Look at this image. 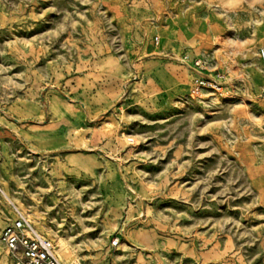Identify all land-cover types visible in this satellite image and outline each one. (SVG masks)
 Instances as JSON below:
<instances>
[{
    "label": "rangeland",
    "instance_id": "rangeland-1",
    "mask_svg": "<svg viewBox=\"0 0 264 264\" xmlns=\"http://www.w3.org/2000/svg\"><path fill=\"white\" fill-rule=\"evenodd\" d=\"M261 49L264 0H0V232L22 213L78 264H264Z\"/></svg>",
    "mask_w": 264,
    "mask_h": 264
},
{
    "label": "built area",
    "instance_id": "built-area-1",
    "mask_svg": "<svg viewBox=\"0 0 264 264\" xmlns=\"http://www.w3.org/2000/svg\"><path fill=\"white\" fill-rule=\"evenodd\" d=\"M264 58V50H260ZM199 65V62H196ZM212 84V83H211ZM205 85L201 78L194 81L192 92ZM264 133V124H263ZM0 241L10 255L13 264H78L76 260H62L55 253L53 243L41 236L20 213L8 222L0 232ZM116 240L112 241L115 244Z\"/></svg>",
    "mask_w": 264,
    "mask_h": 264
},
{
    "label": "bare ground",
    "instance_id": "bare-ground-1",
    "mask_svg": "<svg viewBox=\"0 0 264 264\" xmlns=\"http://www.w3.org/2000/svg\"><path fill=\"white\" fill-rule=\"evenodd\" d=\"M117 245H118V243L116 244V246H117ZM65 251H66L65 249L62 250V252H64V253L66 254V252H67L68 250H67L66 252H65ZM69 252H70V251H69ZM69 252H68V253H69Z\"/></svg>",
    "mask_w": 264,
    "mask_h": 264
},
{
    "label": "crops",
    "instance_id": "crops-1",
    "mask_svg": "<svg viewBox=\"0 0 264 264\" xmlns=\"http://www.w3.org/2000/svg\"><path fill=\"white\" fill-rule=\"evenodd\" d=\"M115 249H117V246L115 247Z\"/></svg>",
    "mask_w": 264,
    "mask_h": 264
}]
</instances>
